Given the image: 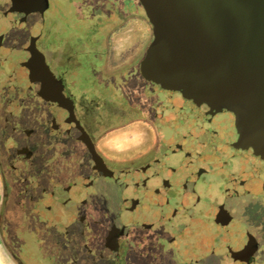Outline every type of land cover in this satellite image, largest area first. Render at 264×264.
Listing matches in <instances>:
<instances>
[{"label": "flooded vegetation", "instance_id": "af4514ba", "mask_svg": "<svg viewBox=\"0 0 264 264\" xmlns=\"http://www.w3.org/2000/svg\"><path fill=\"white\" fill-rule=\"evenodd\" d=\"M42 3L0 0V238L14 264H264V154L239 144L232 112L145 79L141 4L47 0L39 28Z\"/></svg>", "mask_w": 264, "mask_h": 264}, {"label": "water", "instance_id": "95a60500", "mask_svg": "<svg viewBox=\"0 0 264 264\" xmlns=\"http://www.w3.org/2000/svg\"><path fill=\"white\" fill-rule=\"evenodd\" d=\"M138 1L153 29L140 65L145 79L232 112L239 144L264 154V0ZM32 54L47 66L36 46Z\"/></svg>", "mask_w": 264, "mask_h": 264}, {"label": "rangeland", "instance_id": "374dc122", "mask_svg": "<svg viewBox=\"0 0 264 264\" xmlns=\"http://www.w3.org/2000/svg\"><path fill=\"white\" fill-rule=\"evenodd\" d=\"M1 16V15H0ZM1 24H0V28H1ZM137 32V28L135 27V33ZM150 35H152L151 36V38H149V36H148V38H147V35H146V43H145V46H146V49H147V47L149 46V44L151 43V41H152V39H153V33H152V28L150 27ZM125 38H126V36H125ZM138 40H139V38H138V36L136 35V34H134V36H133V42L134 43H136L137 44V42H138ZM117 41H118V43H116V45H117V50H118V52H119V57H120V55H121V53H122V51H123V49H124V44H125V41L123 42L122 41V37L121 36H117ZM129 42H131V40H128ZM116 60V59H115ZM137 87V86H136ZM114 88H115V86H114ZM114 91H119V92H121L120 90H118V89H114ZM124 91H126V90H124Z\"/></svg>", "mask_w": 264, "mask_h": 264}, {"label": "crops", "instance_id": "0c3cea01", "mask_svg": "<svg viewBox=\"0 0 264 264\" xmlns=\"http://www.w3.org/2000/svg\"><path fill=\"white\" fill-rule=\"evenodd\" d=\"M0 200H1V194H0ZM0 264H14V262L8 256L1 238H0Z\"/></svg>", "mask_w": 264, "mask_h": 264}, {"label": "trees", "instance_id": "16d2710c", "mask_svg": "<svg viewBox=\"0 0 264 264\" xmlns=\"http://www.w3.org/2000/svg\"><path fill=\"white\" fill-rule=\"evenodd\" d=\"M136 1H138V0H136ZM139 2V1H138Z\"/></svg>", "mask_w": 264, "mask_h": 264}]
</instances>
